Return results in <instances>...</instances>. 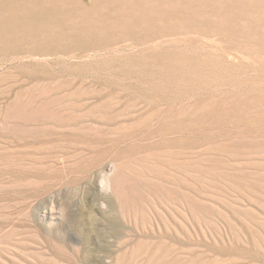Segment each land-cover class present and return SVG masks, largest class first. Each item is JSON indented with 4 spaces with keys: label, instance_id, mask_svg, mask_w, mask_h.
Listing matches in <instances>:
<instances>
[{
    "label": "rangeland",
    "instance_id": "374dc122",
    "mask_svg": "<svg viewBox=\"0 0 264 264\" xmlns=\"http://www.w3.org/2000/svg\"><path fill=\"white\" fill-rule=\"evenodd\" d=\"M161 2L0 0V264H264V0Z\"/></svg>",
    "mask_w": 264,
    "mask_h": 264
},
{
    "label": "bare ground",
    "instance_id": "6f19581e",
    "mask_svg": "<svg viewBox=\"0 0 264 264\" xmlns=\"http://www.w3.org/2000/svg\"><path fill=\"white\" fill-rule=\"evenodd\" d=\"M155 1H156V4L159 5L160 2H161L162 0H155ZM164 2H165V1H164ZM153 3H154V2H153ZM153 3H152V4H153ZM161 3H163V2H161ZM167 3H168V2H167ZM179 3H180V2H179ZM133 4H134V3H133ZM141 4H142V3H141ZM152 4H151L150 6H152ZM172 4H173V2H172ZM134 5H135V4H134ZM137 5H139V4H137ZM146 5H147V4H146ZM146 5H143V6H146ZM165 5H167V4H165ZM174 5H176V4H174ZM131 6H132V5H131ZM147 6H148V5H147ZM133 7H135V6H133ZM136 7H138V6H136ZM136 7H135V8H136ZM140 7H141V6H140ZM157 7H158V6H156V9H157ZM164 7H165V6H164ZM170 7H171V6H170ZM142 8H144V7H142ZM142 8L140 9L141 12H143V9H142ZM146 8H147V7H146ZM146 8H145V9H146ZM151 8H152V7H150L149 9H147V11H148V10L151 11ZM154 8H155V7H154ZM158 8H159V11H160V9L162 8V5H161V7H158ZM171 8H172V7H171ZM173 8H175V9H173L174 11H172V9H171L172 12H175V13H176L178 10H179V13L181 12V11H180V7H179V4H177V6H173ZM138 9H139V8H138ZM162 9H163V8H162ZM166 10H167V9H166ZM147 11H146V12H147ZM156 11H157V13H158V10H156ZM141 12H140V14H141ZM172 12H170V13H172ZM151 13H152V12H151ZM157 13H156V15L158 16ZM166 13H168V12L166 11ZM170 13H168V15H170ZM177 13H178V12H177ZM181 13H182V12H181ZM181 13H180V14H181ZM136 14H137V13H136ZM143 14H144V13H143ZM147 14H148V12H147ZM152 14H155V13H152ZM152 14H150V15H152ZM173 14H174V13H173ZM137 15L140 16L139 14H137ZM166 15H167V14H166ZM141 16H142V15H141ZM146 17H147V16H146ZM146 17H145V18H146ZM149 17H150V16H148L147 19H148ZM176 17H178V16H176ZM179 17H181V16H179ZM138 18H139V17H138ZM182 18H183V17H182ZM140 19H142V18H140ZM145 21H147V20H145ZM148 21H149V20H148ZM120 23H121V22H120Z\"/></svg>",
    "mask_w": 264,
    "mask_h": 264
}]
</instances>
